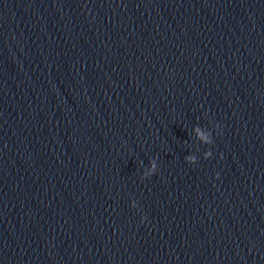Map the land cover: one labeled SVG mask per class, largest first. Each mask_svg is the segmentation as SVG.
<instances>
[{
	"label": "water",
	"instance_id": "water-1",
	"mask_svg": "<svg viewBox=\"0 0 264 264\" xmlns=\"http://www.w3.org/2000/svg\"><path fill=\"white\" fill-rule=\"evenodd\" d=\"M0 264H264V0H0Z\"/></svg>",
	"mask_w": 264,
	"mask_h": 264
},
{
	"label": "clouds",
	"instance_id": "clouds-1",
	"mask_svg": "<svg viewBox=\"0 0 264 264\" xmlns=\"http://www.w3.org/2000/svg\"><path fill=\"white\" fill-rule=\"evenodd\" d=\"M199 136H200V139H201L203 142L210 143L208 137L205 136L204 134L200 133ZM210 155H211V154H209V157H210ZM194 159H195V158H188V160H189L190 163H193V162H194ZM156 171H157V169H156V167H155V165H154V166H153V169L150 170L148 173H146V176H149V177H150V176L153 175ZM132 207H133V208H137V204H136L135 202H133ZM142 219H143V220H146L147 217H142Z\"/></svg>",
	"mask_w": 264,
	"mask_h": 264
}]
</instances>
